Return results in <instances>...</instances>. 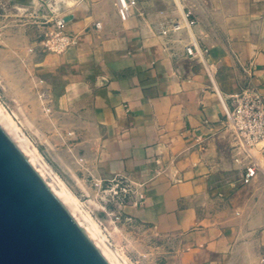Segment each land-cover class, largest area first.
I'll use <instances>...</instances> for the list:
<instances>
[{"label":"crops","instance_id":"obj_1","mask_svg":"<svg viewBox=\"0 0 264 264\" xmlns=\"http://www.w3.org/2000/svg\"><path fill=\"white\" fill-rule=\"evenodd\" d=\"M117 4L77 9L75 44L43 59L45 97L89 131L101 179L133 185L140 200L119 209L166 264H264V155L223 124L246 82L237 57L264 93V0H136L127 20ZM252 161L262 170L244 185Z\"/></svg>","mask_w":264,"mask_h":264},{"label":"rangeland","instance_id":"obj_2","mask_svg":"<svg viewBox=\"0 0 264 264\" xmlns=\"http://www.w3.org/2000/svg\"><path fill=\"white\" fill-rule=\"evenodd\" d=\"M95 1L0 0V104L113 248L130 264H166L167 248L152 244L143 230L134 228L111 193L112 181L99 176L92 137L79 125L76 113L64 109L57 95L45 97L47 77L55 75L44 57L62 54L75 44L67 24L81 5ZM62 20L63 29L58 26ZM62 37L74 43L59 51L55 47Z\"/></svg>","mask_w":264,"mask_h":264},{"label":"water","instance_id":"obj_3","mask_svg":"<svg viewBox=\"0 0 264 264\" xmlns=\"http://www.w3.org/2000/svg\"><path fill=\"white\" fill-rule=\"evenodd\" d=\"M0 264H109L1 126Z\"/></svg>","mask_w":264,"mask_h":264},{"label":"built area","instance_id":"obj_4","mask_svg":"<svg viewBox=\"0 0 264 264\" xmlns=\"http://www.w3.org/2000/svg\"><path fill=\"white\" fill-rule=\"evenodd\" d=\"M135 5L136 0H118L117 8L122 20H127L131 16ZM184 19L188 27H192L197 22L190 11L184 13ZM58 26L62 29L65 28L64 21H59ZM97 27H100L99 23ZM176 28H179V25H176ZM60 41L61 43L55 47L59 51H64L65 48L74 43L69 37H62ZM186 51L188 55L198 57H203L205 53L194 43L189 45ZM237 61L246 76V82L239 91L225 99L223 124L233 131L237 137L238 146L248 155L251 156L254 149H259L264 155V93L254 83L250 65L242 63L238 57ZM261 170L262 165L257 161H252L245 168L243 184H250ZM110 190L117 197L116 202L118 205L134 204L140 200V198H135L137 196L133 185L126 181H113ZM132 198H135V200Z\"/></svg>","mask_w":264,"mask_h":264},{"label":"bare ground","instance_id":"obj_5","mask_svg":"<svg viewBox=\"0 0 264 264\" xmlns=\"http://www.w3.org/2000/svg\"><path fill=\"white\" fill-rule=\"evenodd\" d=\"M0 126L32 163L40 176L47 182L50 189L72 214L77 223L90 235L95 242L96 247L103 254L109 264H130L125 255L110 245L99 224L89 212L83 209L79 200L69 191L65 184L53 174L36 147L32 144L29 138L25 136L13 117L4 110L1 104Z\"/></svg>","mask_w":264,"mask_h":264}]
</instances>
